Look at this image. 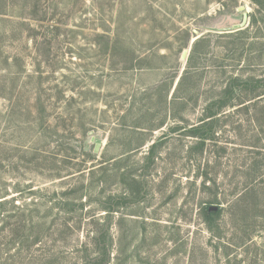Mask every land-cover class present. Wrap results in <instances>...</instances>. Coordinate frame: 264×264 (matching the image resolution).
Here are the masks:
<instances>
[{
    "label": "rangeland",
    "instance_id": "1",
    "mask_svg": "<svg viewBox=\"0 0 264 264\" xmlns=\"http://www.w3.org/2000/svg\"><path fill=\"white\" fill-rule=\"evenodd\" d=\"M0 264H264V0H0Z\"/></svg>",
    "mask_w": 264,
    "mask_h": 264
},
{
    "label": "trees",
    "instance_id": "2",
    "mask_svg": "<svg viewBox=\"0 0 264 264\" xmlns=\"http://www.w3.org/2000/svg\"><path fill=\"white\" fill-rule=\"evenodd\" d=\"M221 213V209H217V210H209L208 207H204L203 208V216L204 219L207 221V223L212 226L216 219L219 217Z\"/></svg>",
    "mask_w": 264,
    "mask_h": 264
},
{
    "label": "water",
    "instance_id": "3",
    "mask_svg": "<svg viewBox=\"0 0 264 264\" xmlns=\"http://www.w3.org/2000/svg\"><path fill=\"white\" fill-rule=\"evenodd\" d=\"M244 22H245V20H244ZM186 56H187V50H184L183 53H182V58L185 59ZM99 147H100V144L99 143H96L95 151H98ZM218 208L219 207L217 205H213V206H210L209 207V210H217Z\"/></svg>",
    "mask_w": 264,
    "mask_h": 264
}]
</instances>
